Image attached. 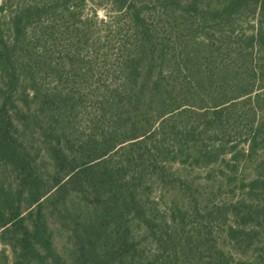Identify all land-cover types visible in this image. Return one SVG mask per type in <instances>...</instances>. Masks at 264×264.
<instances>
[{"label": "trees", "instance_id": "1", "mask_svg": "<svg viewBox=\"0 0 264 264\" xmlns=\"http://www.w3.org/2000/svg\"><path fill=\"white\" fill-rule=\"evenodd\" d=\"M0 264H264V0H1Z\"/></svg>", "mask_w": 264, "mask_h": 264}, {"label": "rangeland", "instance_id": "2", "mask_svg": "<svg viewBox=\"0 0 264 264\" xmlns=\"http://www.w3.org/2000/svg\"><path fill=\"white\" fill-rule=\"evenodd\" d=\"M0 2H1V0H0ZM98 15H99L100 17H104V11L101 10V9H99V10H98Z\"/></svg>", "mask_w": 264, "mask_h": 264}]
</instances>
